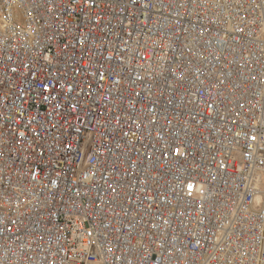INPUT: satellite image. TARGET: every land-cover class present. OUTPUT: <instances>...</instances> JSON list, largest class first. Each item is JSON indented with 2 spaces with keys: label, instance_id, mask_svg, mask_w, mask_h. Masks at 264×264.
<instances>
[{
  "label": "built area",
  "instance_id": "built-area-1",
  "mask_svg": "<svg viewBox=\"0 0 264 264\" xmlns=\"http://www.w3.org/2000/svg\"><path fill=\"white\" fill-rule=\"evenodd\" d=\"M0 264H264V0H0Z\"/></svg>",
  "mask_w": 264,
  "mask_h": 264
},
{
  "label": "snow or ice",
  "instance_id": "snow-or-ice-1",
  "mask_svg": "<svg viewBox=\"0 0 264 264\" xmlns=\"http://www.w3.org/2000/svg\"><path fill=\"white\" fill-rule=\"evenodd\" d=\"M46 88H47V85L45 86ZM251 139L253 140V141H256L257 140V137L256 136H252L251 137ZM176 151H177V153L179 152V149H176ZM193 187V185H189V188H192Z\"/></svg>",
  "mask_w": 264,
  "mask_h": 264
}]
</instances>
